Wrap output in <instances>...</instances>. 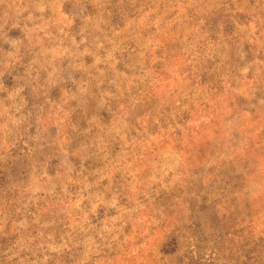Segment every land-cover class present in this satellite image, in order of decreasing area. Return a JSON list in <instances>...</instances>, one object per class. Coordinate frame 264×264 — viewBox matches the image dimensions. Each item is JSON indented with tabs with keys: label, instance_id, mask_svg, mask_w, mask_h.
<instances>
[{
	"label": "rangeland",
	"instance_id": "374dc122",
	"mask_svg": "<svg viewBox=\"0 0 264 264\" xmlns=\"http://www.w3.org/2000/svg\"><path fill=\"white\" fill-rule=\"evenodd\" d=\"M0 264H264V0H0Z\"/></svg>",
	"mask_w": 264,
	"mask_h": 264
}]
</instances>
